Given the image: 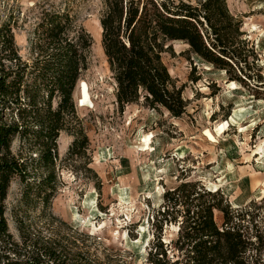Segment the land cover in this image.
Instances as JSON below:
<instances>
[{"label":"rangeland","instance_id":"rangeland-1","mask_svg":"<svg viewBox=\"0 0 264 264\" xmlns=\"http://www.w3.org/2000/svg\"><path fill=\"white\" fill-rule=\"evenodd\" d=\"M227 4L254 43L259 61L248 71L252 79L246 85L229 81L224 71L197 56L189 58L184 54L188 46L174 42V57L168 55L166 64L177 85L184 86L187 102L186 114L175 118L165 109L144 106L143 99L120 112L103 46L96 43L102 39L104 0H0V26L13 16L24 61L33 57L40 7H69L93 38L89 68L74 94L88 149L70 157L74 137L61 132L50 180L55 191L47 204L35 195L25 202V185L12 182L6 219L17 242H22L21 221L31 239L48 243L72 264H151L148 253L157 235L152 218L162 208L165 191L199 181L209 190L221 189L234 207L264 197V0ZM21 148L16 139L13 151ZM31 157L29 166L35 169L36 155ZM44 173L31 176L36 179L31 193ZM216 218L221 222L220 214ZM177 227L164 225L166 243L176 239Z\"/></svg>","mask_w":264,"mask_h":264},{"label":"trees","instance_id":"trees-1","mask_svg":"<svg viewBox=\"0 0 264 264\" xmlns=\"http://www.w3.org/2000/svg\"><path fill=\"white\" fill-rule=\"evenodd\" d=\"M104 3L102 46L120 112L143 99L151 110L165 109L175 118L186 114L184 86L177 85L166 64L168 55L174 57V42L188 46L184 54L189 58L197 56L224 71L229 81H251L248 71L257 66L258 55L227 0ZM40 9L30 61L19 54L13 16L0 26V264H72L48 243L31 239L21 221L22 242H17L6 219L5 202L16 179L25 185V202L35 195L47 204L53 196L50 180L61 132L74 137L70 157H81L89 146L74 94L89 68L93 38L69 7ZM16 139L22 144L19 153L13 151ZM32 155L35 169L29 166ZM38 170L46 175L33 194L31 176ZM163 201L152 218L157 235L148 253L151 264H264V197L235 208L221 189L183 181L165 191ZM164 225L179 228L169 243L162 238Z\"/></svg>","mask_w":264,"mask_h":264},{"label":"bare ground","instance_id":"bare-ground-1","mask_svg":"<svg viewBox=\"0 0 264 264\" xmlns=\"http://www.w3.org/2000/svg\"><path fill=\"white\" fill-rule=\"evenodd\" d=\"M102 27H101V36H102ZM96 43H97V45H100L101 47H102V39L100 38V39H98V40H96ZM103 48V47H102ZM127 204V203H126ZM77 216V215H76ZM179 228L177 227V230H178ZM143 230H144V227H142V232H143Z\"/></svg>","mask_w":264,"mask_h":264},{"label":"crops","instance_id":"crops-1","mask_svg":"<svg viewBox=\"0 0 264 264\" xmlns=\"http://www.w3.org/2000/svg\"><path fill=\"white\" fill-rule=\"evenodd\" d=\"M230 203H231V205L234 207V205H233V203H232L231 201H230ZM247 204H248V203H247ZM247 204H246V205H247ZM244 206H245V205H244ZM238 207H240V206L237 205L235 208H238Z\"/></svg>","mask_w":264,"mask_h":264}]
</instances>
